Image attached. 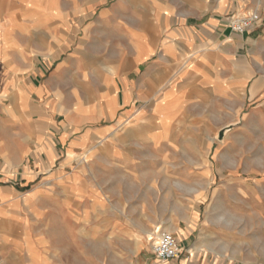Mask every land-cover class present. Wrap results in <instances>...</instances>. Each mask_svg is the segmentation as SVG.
<instances>
[{
  "label": "crops",
  "instance_id": "1",
  "mask_svg": "<svg viewBox=\"0 0 264 264\" xmlns=\"http://www.w3.org/2000/svg\"><path fill=\"white\" fill-rule=\"evenodd\" d=\"M44 2L0 0V252L29 247L32 223L46 227L72 214L64 202L88 194L79 188L100 186L97 170L109 187L116 185L133 158L135 140L127 142L126 136L141 137L142 129L155 144L153 136H169L182 109L189 127L199 120L204 136H217L228 125L225 136H264V0H119L118 22L110 23L120 42L100 39L97 46L103 47L77 58L71 70L62 53L45 52L44 38H38L41 51H34L31 30L53 27L65 43L74 27L68 17L78 10L63 9L61 0L49 10ZM250 10L262 16L258 24L245 33L231 30L227 18ZM113 13L101 8L99 22H88L80 48L96 44L91 30L107 29ZM127 14L130 20L120 19ZM42 53L54 55L47 61L48 67L56 64L51 81H41L48 71ZM108 60L117 67L100 71ZM84 153L90 159L74 165ZM42 230L34 236L45 237ZM173 234L185 251L191 229L174 227ZM180 257L160 262L190 264Z\"/></svg>",
  "mask_w": 264,
  "mask_h": 264
},
{
  "label": "rangeland",
  "instance_id": "2",
  "mask_svg": "<svg viewBox=\"0 0 264 264\" xmlns=\"http://www.w3.org/2000/svg\"><path fill=\"white\" fill-rule=\"evenodd\" d=\"M90 1L88 4V0H61L63 9L75 6L78 10L68 17L74 27L68 30L65 43L59 42L58 31L53 27L31 30L34 51H41L38 38H44L45 52L62 53L64 60L70 61L71 70L77 58L84 60L89 50L103 47L102 43L97 46L100 39L119 43L118 29L110 23L118 22L115 6L119 0ZM54 2L45 0L44 3L50 10ZM105 6L115 12L107 18L109 27L91 30L96 44L84 42L86 46L80 48L88 22H99L101 8ZM131 8L135 11L134 6ZM92 9L94 17L89 12ZM130 15L120 19L130 20ZM42 55L48 71L41 81H51L56 64L48 67L47 61L54 55L49 58ZM72 56L76 59L71 60ZM104 63L101 62L100 71L105 72L106 66L117 67L115 60ZM89 79L94 80L91 75ZM77 80L82 83L81 77L77 76ZM140 104L137 103L136 114L141 110ZM182 114L169 125V136H153L155 144L151 136H142V129L141 137L126 136L127 142L132 137L135 140L131 148L133 158L125 173L120 174L116 184L119 187H109L106 175L97 170L95 175L100 186L94 184L91 190L79 188L78 192L88 194L81 195L77 202L71 199L64 202L72 214L69 211L61 221L50 226L48 223L46 227L32 223L31 253L27 244L19 253L2 251L0 264L8 260L17 264H161L153 252L157 234L173 233L178 226L191 229L179 261L264 264V136H224L222 140L218 139L219 134L204 136L199 120L191 122L189 127L186 108ZM125 149L130 158V145ZM60 154L62 160L66 149L61 148ZM72 156L73 153L69 157ZM89 159L88 153H84L75 157L74 165ZM93 192L100 197V202L97 197H90ZM54 226L56 229L49 230ZM41 229L45 237L36 238L34 234Z\"/></svg>",
  "mask_w": 264,
  "mask_h": 264
},
{
  "label": "built area",
  "instance_id": "3",
  "mask_svg": "<svg viewBox=\"0 0 264 264\" xmlns=\"http://www.w3.org/2000/svg\"><path fill=\"white\" fill-rule=\"evenodd\" d=\"M260 19L259 11L250 10L246 13L236 12L230 15L227 18V23L231 30L245 33L253 29ZM157 236L153 252L159 260H175L183 254L184 248L180 240L172 232L160 231Z\"/></svg>",
  "mask_w": 264,
  "mask_h": 264
},
{
  "label": "water",
  "instance_id": "4",
  "mask_svg": "<svg viewBox=\"0 0 264 264\" xmlns=\"http://www.w3.org/2000/svg\"><path fill=\"white\" fill-rule=\"evenodd\" d=\"M230 129V126L228 127H224L220 132H219V135H218V139L219 140H222L223 137L225 136L226 132Z\"/></svg>",
  "mask_w": 264,
  "mask_h": 264
},
{
  "label": "bare ground",
  "instance_id": "5",
  "mask_svg": "<svg viewBox=\"0 0 264 264\" xmlns=\"http://www.w3.org/2000/svg\"><path fill=\"white\" fill-rule=\"evenodd\" d=\"M229 126V125H228ZM99 143H102V141H100Z\"/></svg>",
  "mask_w": 264,
  "mask_h": 264
}]
</instances>
